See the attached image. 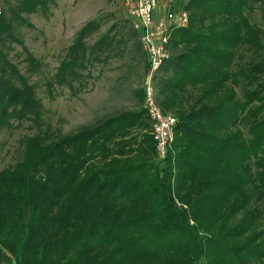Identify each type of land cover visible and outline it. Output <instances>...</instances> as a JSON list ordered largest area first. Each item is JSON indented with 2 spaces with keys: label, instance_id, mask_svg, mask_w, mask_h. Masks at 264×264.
I'll list each match as a JSON object with an SVG mask.
<instances>
[{
  "label": "trees",
  "instance_id": "16d2710c",
  "mask_svg": "<svg viewBox=\"0 0 264 264\" xmlns=\"http://www.w3.org/2000/svg\"><path fill=\"white\" fill-rule=\"evenodd\" d=\"M54 2H0V126L39 120L34 86L8 52L22 45L27 15L47 16ZM169 7L188 19L170 31L154 82L177 119L165 159L141 107L49 143L26 137L20 161L0 170V264H264V28L252 18L264 23V0ZM98 27L78 29L58 84L90 63L83 40ZM21 47L26 71L38 70Z\"/></svg>",
  "mask_w": 264,
  "mask_h": 264
},
{
  "label": "rangeland",
  "instance_id": "374dc122",
  "mask_svg": "<svg viewBox=\"0 0 264 264\" xmlns=\"http://www.w3.org/2000/svg\"><path fill=\"white\" fill-rule=\"evenodd\" d=\"M177 1L158 0V6L162 10L161 6ZM130 3L131 0H55L49 5L47 16L40 12L27 15L31 26L20 28L22 45L11 44L8 57L34 86L40 102L39 120L9 118L0 126V170L12 168L20 161L23 141L32 134H39L49 143L119 111L142 108L146 61L130 25ZM1 8L0 4V11ZM252 18L264 28L258 14ZM91 19L99 27L83 40L91 52L90 63L78 69L80 76L70 86L58 84L52 75L67 57L78 29ZM103 34L106 40L98 51L93 43ZM21 46L35 58L38 70L26 71L28 62ZM261 222L264 225V214Z\"/></svg>",
  "mask_w": 264,
  "mask_h": 264
},
{
  "label": "built area",
  "instance_id": "2783aa9c",
  "mask_svg": "<svg viewBox=\"0 0 264 264\" xmlns=\"http://www.w3.org/2000/svg\"><path fill=\"white\" fill-rule=\"evenodd\" d=\"M161 7L162 10L158 6V0H131L128 6L131 28L145 55L142 108L148 119V131L154 143L155 159L158 161L166 157L177 119L171 113L161 110L156 100L154 82L161 65L170 55V31L176 27H184L188 19L184 9Z\"/></svg>",
  "mask_w": 264,
  "mask_h": 264
},
{
  "label": "crops",
  "instance_id": "0c3cea01",
  "mask_svg": "<svg viewBox=\"0 0 264 264\" xmlns=\"http://www.w3.org/2000/svg\"><path fill=\"white\" fill-rule=\"evenodd\" d=\"M144 68H145V65H144ZM143 94V93H142Z\"/></svg>",
  "mask_w": 264,
  "mask_h": 264
}]
</instances>
